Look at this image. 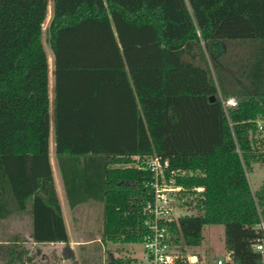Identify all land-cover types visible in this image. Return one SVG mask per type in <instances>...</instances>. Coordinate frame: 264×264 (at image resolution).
Here are the masks:
<instances>
[{
  "label": "trees",
  "instance_id": "16d2710c",
  "mask_svg": "<svg viewBox=\"0 0 264 264\" xmlns=\"http://www.w3.org/2000/svg\"><path fill=\"white\" fill-rule=\"evenodd\" d=\"M48 6L0 0V219L27 213L34 242L68 243L49 147ZM48 35L69 206L101 202L103 240L141 242L152 173L132 164L159 155L193 171L178 184L205 187L174 227L179 248L223 225L235 262L259 264L264 184L253 191L247 169L264 163V0H53ZM228 40L251 48L235 75Z\"/></svg>",
  "mask_w": 264,
  "mask_h": 264
},
{
  "label": "rangeland",
  "instance_id": "374dc122",
  "mask_svg": "<svg viewBox=\"0 0 264 264\" xmlns=\"http://www.w3.org/2000/svg\"><path fill=\"white\" fill-rule=\"evenodd\" d=\"M53 13V0H49L47 18L43 24V41L49 58V95L51 102L50 157L64 219L69 233V242L36 243L31 238L32 220L27 213H17L0 219V264H111L114 259H138L142 245L124 243L120 240H103L104 205L88 201L71 208L64 190L56 159L54 133V54L50 47L48 27ZM227 63L231 74L239 73L242 59L250 54L249 44L228 40L224 43ZM264 137V132L262 136ZM251 189L257 191L264 184V163H253L247 169ZM191 213H196L191 211ZM202 245L193 250L201 253L222 255L225 251L224 226L206 225L203 228ZM131 264V263H129Z\"/></svg>",
  "mask_w": 264,
  "mask_h": 264
},
{
  "label": "built area",
  "instance_id": "2783aa9c",
  "mask_svg": "<svg viewBox=\"0 0 264 264\" xmlns=\"http://www.w3.org/2000/svg\"><path fill=\"white\" fill-rule=\"evenodd\" d=\"M222 101L225 107L236 105L233 97ZM263 127L264 122H259V129ZM132 165H141L152 173L150 181L142 182L143 187L151 189L152 197L143 207L142 224L146 232L140 242L141 257L131 264H237L227 248L222 255L209 254L189 248L182 250L175 242L174 227L179 225L181 216L197 210V198H202L205 190L204 186L177 183L179 177L191 176L193 171L177 167L159 155L148 156L142 162L137 157ZM259 215V236L252 248L258 254L259 264H264V217L260 211Z\"/></svg>",
  "mask_w": 264,
  "mask_h": 264
},
{
  "label": "crops",
  "instance_id": "0c3cea01",
  "mask_svg": "<svg viewBox=\"0 0 264 264\" xmlns=\"http://www.w3.org/2000/svg\"><path fill=\"white\" fill-rule=\"evenodd\" d=\"M51 18H52V16H51ZM51 158V157H50ZM58 164V163H57ZM53 175H54V173H53ZM54 179H55V184H56V190H57V182H56V178H55V176H54ZM63 182V181H62ZM64 186V185H63ZM65 190V189H64ZM57 194H58V190H57ZM58 196H59V194H58ZM59 200H60V198H59ZM60 204H61V201H60ZM61 207H62V205H61ZM63 210V209H62Z\"/></svg>",
  "mask_w": 264,
  "mask_h": 264
},
{
  "label": "water",
  "instance_id": "95a60500",
  "mask_svg": "<svg viewBox=\"0 0 264 264\" xmlns=\"http://www.w3.org/2000/svg\"><path fill=\"white\" fill-rule=\"evenodd\" d=\"M212 99L214 100V97H212Z\"/></svg>",
  "mask_w": 264,
  "mask_h": 264
}]
</instances>
